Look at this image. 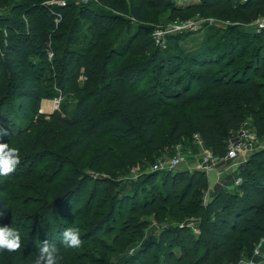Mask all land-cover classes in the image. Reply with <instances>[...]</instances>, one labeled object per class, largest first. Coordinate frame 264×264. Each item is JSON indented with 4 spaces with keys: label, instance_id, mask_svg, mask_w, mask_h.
<instances>
[{
    "label": "trees",
    "instance_id": "trees-1",
    "mask_svg": "<svg viewBox=\"0 0 264 264\" xmlns=\"http://www.w3.org/2000/svg\"><path fill=\"white\" fill-rule=\"evenodd\" d=\"M52 8L51 20L36 37L26 32L23 21H15L19 34L15 41L7 38L5 56L13 59L18 51L35 50L47 71L49 53L58 55L60 43L64 49L58 82L63 93L75 91L82 79L83 87L71 117L40 114L27 129L8 119L7 99H1V114L10 125L9 141L20 144L37 129L43 135L46 148L20 159L29 176L36 179L45 173L57 188L50 202L18 203L16 214H7V201L0 203V226L17 229L22 238L19 251H0V264H34L24 256L36 258L46 239L57 245L63 257L60 264H239L254 255L264 241V164L262 171L251 166L253 158L264 163V149L253 153L241 170L238 192L217 188L208 203L204 196L209 182L203 170L145 172L127 183L120 177L197 137L214 156L225 157L229 141L247 119L264 138V34H246L230 26L226 47L207 41L187 52L157 50L152 76L146 60L120 64L126 52L156 48L151 29L127 28L118 43L119 16L108 9L138 22L146 20V11L171 10L181 17L195 9L204 17L244 24L264 14V0H201L187 8L174 0H129L128 6L127 0H92L71 9L58 4ZM75 11L79 21L94 31L78 49L69 47L71 35L59 34L57 24ZM33 75L41 77L35 71ZM147 78L149 83L143 86ZM33 91L38 99L45 97L39 83ZM150 215L158 223L167 219L170 224L127 255L144 235V218ZM23 222L32 223L30 229L25 230L28 225ZM69 226L80 229L81 251L60 244ZM195 227L199 233L193 232ZM101 237H109L110 244L105 245L104 258H97L91 248ZM116 254L125 258L111 262Z\"/></svg>",
    "mask_w": 264,
    "mask_h": 264
},
{
    "label": "rangeland",
    "instance_id": "rangeland-1",
    "mask_svg": "<svg viewBox=\"0 0 264 264\" xmlns=\"http://www.w3.org/2000/svg\"><path fill=\"white\" fill-rule=\"evenodd\" d=\"M92 0H0V133H8L10 129L9 123L4 121V116L1 114V101L2 98L7 99V104L4 106V114H7L8 119L13 121L16 126H23L27 129L29 124L37 120L40 114H51L60 112L63 117H71L74 113L76 104L81 94L80 90L83 87V79L79 87L71 93H63L59 82V68H60V55L64 46L58 43L60 53L54 55L53 52L49 53V62L51 63L49 69L44 71L40 62V53L35 50L30 51L28 48L18 51L13 59H8L5 56V48L7 38L15 41V36L19 34L15 21H23L25 23L26 32H30L31 36L39 35L41 29H44V23L53 16V5H61L63 7L72 8L73 5L81 6L90 3ZM201 0H174V3L182 8L192 7L198 5ZM36 3V4H35ZM129 0H127V6ZM97 7L96 5H93ZM98 8V7H97ZM33 9V10H32ZM112 14L119 16L116 25V41L119 43L123 36L126 34L127 28H131L132 32L139 30L140 27H148L153 33L157 35L158 42L156 41V48L146 51L144 53L126 52L121 60V65L126 64H139L141 61L146 60L148 66L151 67L150 75H154L153 70L154 60L156 58V51L160 53H179L183 51H190L194 48L201 46L207 41L211 43H222L227 45L230 26H236L237 30L246 34L257 33L258 24L264 22V14L257 20L241 24L232 20H219L214 16L204 17L197 13L195 9L184 12L180 15L173 16L171 10H163L159 12L146 11V20L138 22L131 18L128 14H120L112 9H108ZM52 15V16H51ZM185 16L186 18H183ZM48 19V20H49ZM78 22V23H77ZM183 23V24H182ZM59 26V34L71 35V43L69 47L78 49L87 44L94 36V31L89 24L79 21L77 18V11L73 12L67 21L61 23L57 20ZM78 24V26H77ZM180 25V26H179ZM182 29H179V28ZM186 27V28H184ZM160 32H163L160 34ZM264 34V30L261 32ZM36 37V36H35ZM77 41L79 45L73 42ZM69 43V42H68ZM12 44V43H11ZM40 73L41 77L38 79L33 75V72ZM151 77V76H150ZM36 83L42 86L44 91V98L38 99L33 87ZM149 83V78L145 79L143 86ZM40 128V127H39ZM248 131L255 139L254 147L264 146V138L256 131L250 119H247L243 124L242 129ZM0 143H9L10 146L19 149L20 159L24 155H31L33 153H40L44 148L43 135L40 129L29 133L23 138L20 144L9 141L7 134H0ZM201 142L198 138L188 139L182 145L168 150V152L161 158H155V163L149 164L144 162L131 168L127 175H121L120 179L124 182L134 181L139 175L148 172L163 173L166 171L177 172L181 170H189L199 166L202 158L204 157L205 150L200 145ZM181 158L182 162L177 169H170L172 160ZM223 158V157H221ZM253 157L250 156L249 160ZM15 172L9 176H0V203L8 202L6 211L7 214H16L19 204L28 202L34 205L36 202L51 201L57 186L52 181H48L44 174L35 176L36 179L30 177V171H27L24 161L20 160ZM227 166V170L234 169L232 162ZM262 159L253 158L252 166L257 171H262ZM230 167V168H229ZM235 170V169H234ZM86 172L92 176H98L95 173L86 169ZM225 172L219 175L220 180H223ZM105 175V174H101ZM225 190L229 193L239 191L238 186L232 185L230 181H226ZM217 191V184L214 187L209 186V190L204 196V202H210V199ZM53 193V194H52ZM16 203V205H15ZM19 203V204H18ZM2 208H0V211ZM1 213V212H0ZM146 226L143 230L144 235L136 240L134 244L128 249L127 255H131L145 242L159 236L161 229L170 224L167 219L162 223H158L153 215L144 218ZM23 226L28 225L23 222ZM27 223V222H26ZM77 223V222H76ZM32 223L28 225L30 229ZM29 232V231H28ZM27 232V233H28ZM194 233H199L195 227ZM29 235V234H28ZM101 242L92 245L94 256L97 258H104L105 245L110 244L109 237H101ZM84 244L81 245L83 247ZM81 247L77 250L81 251ZM264 241L257 247L262 253ZM125 254H116L111 256V262H120L123 260ZM244 258L245 261L253 257ZM26 260H31L34 263L35 257L25 255ZM16 261H20L17 257ZM256 262L264 264V256L261 261ZM263 261V262H262ZM243 264V263H242Z\"/></svg>",
    "mask_w": 264,
    "mask_h": 264
},
{
    "label": "clouds",
    "instance_id": "clouds-1",
    "mask_svg": "<svg viewBox=\"0 0 264 264\" xmlns=\"http://www.w3.org/2000/svg\"><path fill=\"white\" fill-rule=\"evenodd\" d=\"M20 162L18 148L10 146L9 143H0V176L13 174ZM82 243L80 229L76 226L65 228L61 234L60 244L65 249H78ZM21 247L20 232L11 226H0V251L14 253L19 251ZM62 259L57 245L46 239L41 242L37 250L34 264H60Z\"/></svg>",
    "mask_w": 264,
    "mask_h": 264
},
{
    "label": "built area",
    "instance_id": "built-area-1",
    "mask_svg": "<svg viewBox=\"0 0 264 264\" xmlns=\"http://www.w3.org/2000/svg\"><path fill=\"white\" fill-rule=\"evenodd\" d=\"M244 1H247V0H244ZM179 29H182V28H179ZM263 30H264V22H261L258 24L257 31L261 33ZM162 33L163 32H160V34ZM156 36L157 35L155 34V40L158 42V39ZM254 144H255L254 137L250 135L248 131H244V130H241L240 132L236 133L235 136L229 141L228 152L226 156L223 158L233 163L232 167H234L235 172L225 175L223 177V180L221 179V181L217 183L218 189H225L224 183L226 181H230L232 185H236V186H239L241 184L242 177L240 175V172L247 165V162L250 156L257 151L264 149L263 145L257 148V147H254ZM204 152H205L204 157L202 158L198 166V169L203 170V171H209L213 169L216 161L220 157L214 156L212 152L208 149L205 150ZM181 162H182V159L179 157L173 159L170 169L172 170L177 169L180 166ZM259 254H260V251L256 249L254 252V256H258ZM242 263L243 264H260L256 262L254 258H251L246 261L245 259H243L239 264H242Z\"/></svg>",
    "mask_w": 264,
    "mask_h": 264
},
{
    "label": "crops",
    "instance_id": "crops-1",
    "mask_svg": "<svg viewBox=\"0 0 264 264\" xmlns=\"http://www.w3.org/2000/svg\"><path fill=\"white\" fill-rule=\"evenodd\" d=\"M200 145L202 146V149L204 150L205 147L202 145V143ZM229 162L230 161H227L225 158H219L216 161L215 166L213 167V169H211L209 171H206L207 172V178H208L209 186L211 188L214 187L219 182L218 181V179L220 180L219 175L222 174V172H225L224 176L227 175V174H231V173L235 172L234 169L227 170L228 169L227 166L230 164ZM197 169H198V166L195 167V168L189 169V170L193 171V170H197ZM263 256H264V249H262V253L260 252V254L258 256H254V259H256L257 261H261ZM245 258H247V256Z\"/></svg>",
    "mask_w": 264,
    "mask_h": 264
}]
</instances>
